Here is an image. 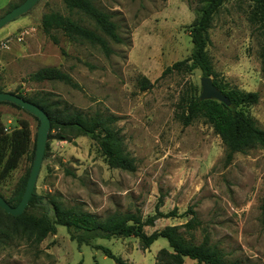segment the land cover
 Masks as SVG:
<instances>
[{"label":"rangeland","instance_id":"374dc122","mask_svg":"<svg viewBox=\"0 0 264 264\" xmlns=\"http://www.w3.org/2000/svg\"><path fill=\"white\" fill-rule=\"evenodd\" d=\"M11 1V0H10ZM107 12L121 43L107 39L111 53L98 46L67 39L52 31L55 44L40 26L43 13L56 11L95 29L92 21L69 13L61 0H38L25 14L0 29V88L27 98H47L60 108L86 115L99 113L116 118L124 151L135 161L133 172L110 168L88 136L70 140L50 138L35 183L43 203L27 210L36 216L54 197L62 204L83 205L99 217L112 212L138 213L142 219L176 211L144 226L146 234L167 225L189 221L180 229L194 244L206 241L226 261L264 264V228L260 204L264 197V147L224 158L220 137L203 119L184 126L176 117L181 99L200 93L201 73L162 71L190 55V28L206 0H91ZM1 2V1H0ZM8 3L0 6V15ZM248 4L225 2L208 29L206 53L217 80L242 91L257 92L256 104L246 112L264 130V73L258 57L259 37L246 18ZM42 67L67 73L78 87L59 81H35L30 75ZM140 77L151 86L141 90ZM213 80V77H211ZM28 123L31 142L26 156L0 181V195L9 199L31 166L30 154L38 123L23 109L0 104V123L8 133L18 122ZM55 131L51 135H55ZM3 220L0 264H117L96 245H102L132 264H177L164 238L143 249L135 237L99 238L78 246L67 229L56 226L40 242L23 237ZM180 264H196L183 257Z\"/></svg>","mask_w":264,"mask_h":264},{"label":"trees","instance_id":"16d2710c","mask_svg":"<svg viewBox=\"0 0 264 264\" xmlns=\"http://www.w3.org/2000/svg\"><path fill=\"white\" fill-rule=\"evenodd\" d=\"M24 0H11L7 10L15 7ZM69 13H77L85 16L93 22L95 29L81 25L78 20L69 15H63L56 11L43 13L41 16V30L57 44L58 39L52 31H60L67 39L72 41L87 42L98 46L106 55L112 51L108 46L107 39L115 43H121V38L116 31V25L110 15L99 9L91 0H61ZM231 0H206L199 10V17L190 28L191 52L190 55L180 61L174 62L166 67L161 76L176 72H189L198 69L201 76L213 77V84L226 96L230 105H225L215 99L200 100L199 95L181 99L178 105L176 117L182 125H190L196 119H203L209 124L213 131L220 137L224 147V158L230 162L236 153H245L253 147H264V130L257 126L255 120L246 112V108L257 103L259 95L257 92L242 91L227 82L218 81L211 61L206 53L209 44L208 29L214 14L225 3ZM248 4L246 11L247 21L256 28L259 37L258 57L260 69L264 73V0H241ZM35 81H59L73 88L78 85L65 72L55 67H42L30 75ZM138 85L141 90L148 89L151 83L140 77ZM0 91L2 89L0 88ZM201 91V88H200ZM14 93L25 100H28L40 107L50 120L49 137L59 140H70L78 136H88L94 141L99 151L105 158L107 165L113 169L133 172L135 170L134 159L127 154L122 146V138L119 131L115 130L113 124L116 118L104 116L99 113L86 115L78 110H67L60 108L58 103L47 98H27L20 93ZM200 94V93H199ZM17 109H22L9 102H0ZM39 124V121L34 117ZM55 131V135L51 132ZM31 133L27 121L20 120L18 127L8 133L3 131L0 123V181L14 170L23 156L29 151ZM36 136L31 150L30 160L33 161ZM47 147V145H46ZM31 167V166H30ZM30 168L21 178L13 196L5 199L11 206H16L21 199L26 186ZM1 196V195H0ZM39 196L33 189L32 195L25 210L18 216L5 213L0 208V214L11 221L9 227L13 232L40 242L47 235L56 231V226H63L67 229L70 239L78 246H90L91 241L99 238L114 237H135L139 240L143 249L150 247L158 238H164L171 249L172 257L180 260L186 257L196 264H241L239 261H226L219 251L209 245L206 241L201 244H194L187 240L180 229L182 227L190 230L195 222V213L190 210L191 219L181 225H167L161 230H155L146 234L143 230L146 225H153L155 216L171 217L176 216V211L168 213H156L155 216L142 219L138 213L112 212L104 217H99L83 209V205H64L54 197L44 203V212L36 216L28 213L32 207L42 205ZM260 222L264 228V197L260 204ZM3 220L0 216V233ZM105 256L111 258L117 264H132L115 256L111 250L102 245H96Z\"/></svg>","mask_w":264,"mask_h":264},{"label":"water","instance_id":"95a60500","mask_svg":"<svg viewBox=\"0 0 264 264\" xmlns=\"http://www.w3.org/2000/svg\"><path fill=\"white\" fill-rule=\"evenodd\" d=\"M37 1L38 0H24L20 4L6 11L4 14L0 15V29L13 19L28 12L36 4ZM200 88V100L215 99L227 106L230 105L228 97H226L213 84V80L210 76L200 77ZM0 102L13 103L36 117L39 121L36 132V143L33 161L20 201L16 206H11L2 196H0V208L9 215L18 216L25 210L35 187V183L41 169V163L45 152L48 132L50 129V120L48 118V115L40 107L14 93L0 91Z\"/></svg>","mask_w":264,"mask_h":264},{"label":"crops","instance_id":"0c3cea01","mask_svg":"<svg viewBox=\"0 0 264 264\" xmlns=\"http://www.w3.org/2000/svg\"><path fill=\"white\" fill-rule=\"evenodd\" d=\"M0 6L5 5L6 3H9L10 0H0Z\"/></svg>","mask_w":264,"mask_h":264}]
</instances>
